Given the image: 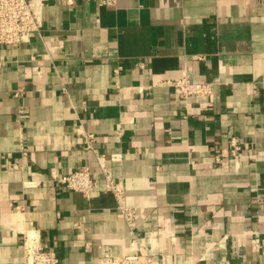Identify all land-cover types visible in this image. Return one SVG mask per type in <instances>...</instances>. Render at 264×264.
I'll return each instance as SVG.
<instances>
[{"label":"crops","instance_id":"obj_1","mask_svg":"<svg viewBox=\"0 0 264 264\" xmlns=\"http://www.w3.org/2000/svg\"><path fill=\"white\" fill-rule=\"evenodd\" d=\"M183 72L213 94L164 84ZM99 154L122 155L105 165L136 242ZM81 167L90 200L52 177ZM28 230L61 264L139 246L154 264H264V0H44L41 36L0 46V264H24Z\"/></svg>","mask_w":264,"mask_h":264},{"label":"built area","instance_id":"obj_2","mask_svg":"<svg viewBox=\"0 0 264 264\" xmlns=\"http://www.w3.org/2000/svg\"><path fill=\"white\" fill-rule=\"evenodd\" d=\"M43 1L44 0H0V46H13L29 43L37 36H41L43 30ZM100 5H113L116 0H98ZM61 44L49 47L48 51H55ZM32 59H35L33 56ZM164 84L175 89L183 99L198 96H210L214 92V82L193 81L190 75L183 72L179 77L168 79ZM89 141L95 136L87 133ZM242 151L241 139L232 136L228 153L230 158H236ZM121 154H99L98 162L105 176L106 189L110 191L116 201V210L125 221L128 233L133 242L137 241L138 223L137 209L126 203L125 188L121 182H116L106 169V159L119 161ZM229 158V159H230ZM225 159L223 152L215 155V162L222 163ZM52 177L67 188L80 192L87 200H90L95 189L96 180L88 167L70 169L67 174L59 176L52 171ZM225 246V240L219 243ZM138 253L128 256H112L106 254L102 258V264H154L153 258L147 254L145 247H138ZM24 264H61L58 253L45 248L41 243V236L37 230H28L24 233L23 241ZM167 261L164 260L163 264Z\"/></svg>","mask_w":264,"mask_h":264}]
</instances>
